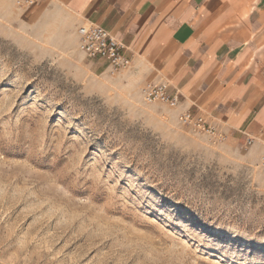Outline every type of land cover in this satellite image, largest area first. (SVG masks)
<instances>
[{
	"label": "rangeland",
	"instance_id": "1",
	"mask_svg": "<svg viewBox=\"0 0 264 264\" xmlns=\"http://www.w3.org/2000/svg\"><path fill=\"white\" fill-rule=\"evenodd\" d=\"M10 1L0 0V264H264L261 160L146 103L126 69L111 75L79 50L80 26L60 6ZM42 152L65 161L41 167Z\"/></svg>",
	"mask_w": 264,
	"mask_h": 264
},
{
	"label": "crops",
	"instance_id": "2",
	"mask_svg": "<svg viewBox=\"0 0 264 264\" xmlns=\"http://www.w3.org/2000/svg\"><path fill=\"white\" fill-rule=\"evenodd\" d=\"M43 4L60 6L73 26L95 23L109 30L131 58L121 74L124 78L137 88L147 82L168 84L169 92L179 98L171 109L176 118L186 111L198 112L226 138V145L262 160L264 0H45ZM248 139L253 144L246 147Z\"/></svg>",
	"mask_w": 264,
	"mask_h": 264
},
{
	"label": "built area",
	"instance_id": "3",
	"mask_svg": "<svg viewBox=\"0 0 264 264\" xmlns=\"http://www.w3.org/2000/svg\"><path fill=\"white\" fill-rule=\"evenodd\" d=\"M42 0H14L19 8H30ZM79 50L93 59L103 60L107 63L111 75H116L131 65V58L126 54V46L112 33L101 25L88 23L81 25L78 29ZM143 100L148 103H162L170 108H175L179 103L177 94L169 92V86L163 82H147L141 88ZM183 126L195 132L208 135L218 140H226L212 127L207 120L198 112L186 111L179 117ZM253 141L248 139L246 147L251 146ZM264 167V157L261 160Z\"/></svg>",
	"mask_w": 264,
	"mask_h": 264
},
{
	"label": "snow or ice",
	"instance_id": "4",
	"mask_svg": "<svg viewBox=\"0 0 264 264\" xmlns=\"http://www.w3.org/2000/svg\"><path fill=\"white\" fill-rule=\"evenodd\" d=\"M52 153L50 152H42L37 154L36 162L41 167L51 168L52 170L60 168V166L64 163L65 157L61 155L57 160L53 161L51 159ZM76 179V172L73 169H69L66 173H64V182L71 185L73 180Z\"/></svg>",
	"mask_w": 264,
	"mask_h": 264
},
{
	"label": "bare ground",
	"instance_id": "5",
	"mask_svg": "<svg viewBox=\"0 0 264 264\" xmlns=\"http://www.w3.org/2000/svg\"><path fill=\"white\" fill-rule=\"evenodd\" d=\"M10 1V0H9ZM11 2V5H12V1H10Z\"/></svg>",
	"mask_w": 264,
	"mask_h": 264
}]
</instances>
